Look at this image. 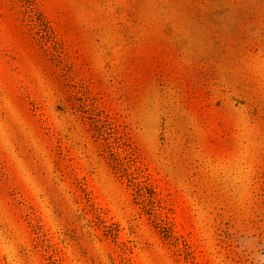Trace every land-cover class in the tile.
I'll use <instances>...</instances> for the list:
<instances>
[{
  "label": "rangeland",
  "instance_id": "1",
  "mask_svg": "<svg viewBox=\"0 0 264 264\" xmlns=\"http://www.w3.org/2000/svg\"><path fill=\"white\" fill-rule=\"evenodd\" d=\"M0 264H264V0H0Z\"/></svg>",
  "mask_w": 264,
  "mask_h": 264
}]
</instances>
